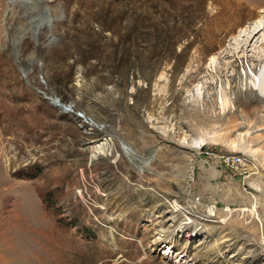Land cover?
I'll return each instance as SVG.
<instances>
[{"label": "rangeland", "instance_id": "374dc122", "mask_svg": "<svg viewBox=\"0 0 264 264\" xmlns=\"http://www.w3.org/2000/svg\"><path fill=\"white\" fill-rule=\"evenodd\" d=\"M256 1L0 0V264H264Z\"/></svg>", "mask_w": 264, "mask_h": 264}, {"label": "bare ground", "instance_id": "6f19581e", "mask_svg": "<svg viewBox=\"0 0 264 264\" xmlns=\"http://www.w3.org/2000/svg\"><path fill=\"white\" fill-rule=\"evenodd\" d=\"M255 5L257 6L255 9L262 8L264 6V0L256 1ZM262 14H264V12H262ZM263 31L264 22L259 23L258 26L254 27V29L249 30L247 35L244 36L246 39V41H243L244 44L243 42L236 43L234 49H231L230 47L225 48L222 54L223 65L221 69V91H241L238 83L236 82V74H233L234 76L231 74V71L233 70L232 68H235V64L239 59H246L248 63H252L254 65V69H256L257 65L264 64V34H261ZM254 42L255 44H253ZM252 72L255 77H257L253 70ZM258 78V86L255 84V87L257 86L256 89L252 88L247 91H259V95L264 97V68L261 70ZM107 152H110V148H107Z\"/></svg>", "mask_w": 264, "mask_h": 264}, {"label": "water", "instance_id": "95a60500", "mask_svg": "<svg viewBox=\"0 0 264 264\" xmlns=\"http://www.w3.org/2000/svg\"><path fill=\"white\" fill-rule=\"evenodd\" d=\"M43 1V0H41ZM32 22L35 21V19H31ZM50 29V26L48 27ZM37 31H34V35L37 37ZM47 100H49L55 107L61 109L65 113H74L71 106H67L64 104H61V102L58 99L52 98V97H45ZM80 118H83L82 115H78Z\"/></svg>", "mask_w": 264, "mask_h": 264}]
</instances>
